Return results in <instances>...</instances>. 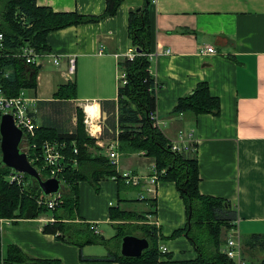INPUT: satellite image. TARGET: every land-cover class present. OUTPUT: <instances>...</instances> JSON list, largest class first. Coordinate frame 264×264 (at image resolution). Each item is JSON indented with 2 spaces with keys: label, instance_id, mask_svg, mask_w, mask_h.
<instances>
[{
  "label": "crops",
  "instance_id": "0c3cea01",
  "mask_svg": "<svg viewBox=\"0 0 264 264\" xmlns=\"http://www.w3.org/2000/svg\"><path fill=\"white\" fill-rule=\"evenodd\" d=\"M36 1L56 12L80 15H101L107 2ZM142 3L143 0H125L115 15L47 34L50 55L39 62L36 85L22 90L31 99L30 107L39 126L51 124L72 132L76 122L75 126L69 124L70 114L65 115L66 111L86 106V112L87 108L92 110L97 143L110 144L113 139L101 137L100 118L102 113L106 115L101 103L118 101V87L124 75L120 63L136 49L129 34V13ZM150 22V71L158 84L159 128L171 141L177 140L181 131L192 137L195 147L188 152L197 153L200 192L225 198L237 208L241 235L264 233V0H153ZM207 46L217 52L206 53L203 49ZM54 58L59 59L58 63ZM201 82H207L212 95L219 98L220 112L172 114L179 99ZM70 83L76 85V97H56L58 90ZM119 154L120 176L128 172L145 179L139 184H128L122 176L104 179L99 191L81 181L80 216L97 223L100 230L98 223L111 222L110 208L119 207L146 214L149 223L166 237L184 227L188 217L175 182L160 181L154 193L147 192L155 160L144 151ZM52 218L1 219L2 257L14 244L32 257L59 259L62 264H119L82 259L81 254L104 256L107 248L90 244L81 250L76 244L43 232V226ZM159 244L173 259L197 257L192 242L185 236L160 239Z\"/></svg>",
  "mask_w": 264,
  "mask_h": 264
},
{
  "label": "trees",
  "instance_id": "16d2710c",
  "mask_svg": "<svg viewBox=\"0 0 264 264\" xmlns=\"http://www.w3.org/2000/svg\"><path fill=\"white\" fill-rule=\"evenodd\" d=\"M123 1L125 0H107L106 8L101 15H80L76 12H56L50 7L39 6L36 0H0V29L5 37V50L0 60V68L1 82L6 95L18 96L23 89L36 85L39 64L29 63L24 57L13 55L22 45L27 44L38 53H47L50 51L47 44L49 32L80 23L97 22L106 16L115 15ZM152 2L153 0H143L140 7L132 9L129 13L131 42L139 51L133 59L125 58L120 63V67L125 70L126 77L123 78L126 79V83L118 87V101L101 103L103 112L108 116L101 137L110 140L118 138L121 152L123 145L127 144L131 151H144L146 155L154 158L161 173L160 180L174 181L180 192L188 217L186 225L176 229L170 237L164 236L154 224L145 225L142 227L143 236L150 241L149 249L144 250L140 257H126L120 253V240L124 235L132 234L130 231L123 232L120 229L112 238L106 239L101 233L95 232L91 222L80 216L81 181L90 182L96 191H99L102 180L121 177L116 166L103 153L102 147L97 146L96 140L85 132L83 125L85 112L82 108L77 109V123L72 132L55 125L44 124L38 125L34 136L26 134L28 144L31 146L28 149L29 157L40 169L43 177L48 176L47 171L41 168L42 160L35 159L42 152L43 142L50 140L67 144L62 150L68 159L67 169L61 174L65 186L61 196L62 204L55 209L40 205L38 198L43 193L37 183L30 185L29 176L26 174H23L22 183L17 181L11 183L10 175L14 170L0 166V220L36 219L40 214L53 210L51 217L54 220H49L43 226V232L54 234L58 240L76 244L81 250L90 244H103L108 250L104 256L86 257L81 254L82 259L111 260L119 264H237L222 251L227 232L238 219L237 208L225 198L200 192L197 153L174 150L172 141L151 118V114L156 111L157 102V84L150 71ZM18 9L21 10L23 23L18 22L16 18ZM56 95L61 100L76 97L75 83L62 86ZM220 107V100L212 95L209 84L201 82L190 94L179 99L172 114L186 111L196 115L218 114ZM75 147L78 148L77 154L74 153ZM75 159L78 161L76 165L73 164ZM151 200L153 203L155 198ZM59 209L62 210L58 212ZM116 210L119 211V216L144 215L111 207V218ZM181 236L192 242L197 252L196 258L176 260L171 253L160 249V239ZM1 237L0 230V242ZM114 240L117 241L116 247H113L114 244L111 245ZM242 243L244 258L255 259L257 264H264V233L242 237ZM258 251L263 252L261 258L257 255ZM0 261L6 264H62L59 259L32 257L14 244L8 247L4 257L0 254Z\"/></svg>",
  "mask_w": 264,
  "mask_h": 264
},
{
  "label": "built area",
  "instance_id": "2783aa9c",
  "mask_svg": "<svg viewBox=\"0 0 264 264\" xmlns=\"http://www.w3.org/2000/svg\"><path fill=\"white\" fill-rule=\"evenodd\" d=\"M17 20L20 23H23V19L21 18V10H17ZM5 50V37L3 31L0 29V60L4 55ZM206 53H216V49L213 46H207L203 49ZM137 50H133L128 54V58L133 59L136 55ZM15 57H24L27 62L29 63H36L39 64L43 57L49 56L50 52L47 53H38L35 49L27 44L22 45L16 52L13 53ZM151 56V55H150ZM151 59V57H150ZM54 61L58 63L59 59L54 58ZM71 66V69H73ZM2 70L0 68V112L1 113H12L15 118V122L18 127L24 130L25 132V143L23 145V150L28 153V149L31 147L28 143V135L34 136L36 128H38V124L36 118L33 114V111L30 107L31 99L24 95L21 92L18 96H8L4 92V88L1 82ZM124 77V75H123ZM157 84V83H156ZM158 87V84H157ZM89 118L91 121V116L88 114L86 122L89 123ZM151 118L154 120V124L160 127V118L158 113L155 111L151 114ZM92 125V122H90ZM93 127L91 126V132L93 134ZM28 134V135H26ZM97 137V136H96ZM192 137L190 135H180L177 140L172 141L173 149L177 151H185L188 152L193 148V142L190 141ZM192 143V144H190ZM35 147V144H33ZM67 144L65 142L59 141H50L45 140L42 145V152L40 156H36L35 159L42 160L41 168L44 171H47V177H57L63 183L61 178V174L67 169L66 155L63 153L62 150L66 148ZM195 147V146H194ZM74 153H78V148H74ZM29 155V154H28ZM105 155L109 158L110 162L116 166L119 165V139H113L108 147L107 152ZM30 158V157H29ZM34 159V160H35ZM31 162L32 159L30 158ZM72 162V160H71ZM77 159L73 160V164H77ZM38 169V168H37ZM40 171V169H38ZM41 172V171H40ZM165 170L162 171L164 173ZM161 173L158 171L156 164L153 165L151 174L148 178L151 186L147 188V192H155V186L161 181L160 180ZM122 178L126 180L128 184H139L141 183L145 177H141L138 175H134L132 173H123L121 175ZM45 177V178H47ZM116 179L115 177H113ZM22 183L24 181L23 173L20 172H12L10 175V182ZM62 194H51L48 196L41 195L38 198V203L50 209H55L58 205L62 204L61 200ZM143 199V195L140 197ZM54 218L51 219L53 221ZM92 228H94L96 233H100V230L97 227V224L92 223ZM163 252H166L167 249L165 247H160ZM222 251L231 259H233L237 264L243 263L244 256H243V243H242V235L239 230V220H235L233 226L227 232L226 236V243L222 248Z\"/></svg>",
  "mask_w": 264,
  "mask_h": 264
},
{
  "label": "water",
  "instance_id": "95a60500",
  "mask_svg": "<svg viewBox=\"0 0 264 264\" xmlns=\"http://www.w3.org/2000/svg\"><path fill=\"white\" fill-rule=\"evenodd\" d=\"M139 51V49H136ZM25 132L17 126L12 113L0 115V166L29 176V184L37 183L43 195L63 194L65 186L57 177H43L23 150ZM150 241L144 236L126 234L120 240V253L126 257H140L149 249Z\"/></svg>",
  "mask_w": 264,
  "mask_h": 264
},
{
  "label": "rangeland",
  "instance_id": "374dc122",
  "mask_svg": "<svg viewBox=\"0 0 264 264\" xmlns=\"http://www.w3.org/2000/svg\"><path fill=\"white\" fill-rule=\"evenodd\" d=\"M122 70H123V73H124V77H126L125 70L124 69H122ZM122 70H121V72H122ZM125 83H126V79H122L121 84L125 85ZM85 107L86 106H84V107L80 106V107H77L76 110H71V111L67 110L65 115H69L70 114V116H69L70 123L69 124L70 125L73 124L75 126V122L77 123V118H78L77 109L78 108H82L84 110V112H85L84 118H83V125H84L85 132L87 133V135H89L90 137H93L96 140V145L97 146H100L97 143L98 139L91 132V126L93 127V124L90 125V122H91L90 118H89V123L86 122L88 114H87V112L85 110ZM100 119H101V123L100 124L102 125V128H103V125L106 124L108 116L107 115H103V113H102ZM92 129H95V128H92ZM183 134H184V132L181 131V133L179 135H183ZM115 139H118V138H115ZM107 143L108 142H105L104 145L100 146L105 151V153L107 152L108 147H109V144L106 146ZM91 149L93 151H96L94 148H91ZM122 151H123V153L135 152L134 150L131 151V147L127 146V144L123 145V150ZM88 183L94 188V190H96L95 187L90 182H88ZM81 187H84V183L81 184ZM61 210L62 209H59L58 212H60ZM53 213H54L53 210H49L47 213L40 214L39 218H43L45 216H51V215H53ZM118 213H119V211L116 210V212L114 213V216L111 218V222L110 223H106V222L105 223H101V224L98 223V226H100V230L103 231L101 233L103 236L110 237L112 234L115 235L120 229H122L123 232L130 231L132 234H135V235H138V236H143L144 234H143L142 227H144L145 225H148V224L149 225H153V224L149 223L150 218L147 217L146 214H144L143 216H141V215L139 216V215L134 214L136 216L128 217V216H126V214L119 216ZM2 227H5V225L2 224ZM242 237L244 238V237H247V236L243 235ZM113 244L116 247L117 241H115V240L112 241L111 245L113 246ZM116 250H118V249H116ZM257 255H258L259 258H261L262 255H263V252L258 251ZM241 264H257V261L255 259L252 260V259H249V258H247V259L244 258L243 263H241Z\"/></svg>",
  "mask_w": 264,
  "mask_h": 264
},
{
  "label": "bare ground",
  "instance_id": "6f19581e",
  "mask_svg": "<svg viewBox=\"0 0 264 264\" xmlns=\"http://www.w3.org/2000/svg\"><path fill=\"white\" fill-rule=\"evenodd\" d=\"M87 112L89 113V115H92V110L90 108H87Z\"/></svg>",
  "mask_w": 264,
  "mask_h": 264
}]
</instances>
